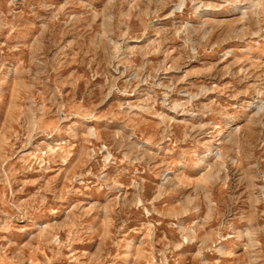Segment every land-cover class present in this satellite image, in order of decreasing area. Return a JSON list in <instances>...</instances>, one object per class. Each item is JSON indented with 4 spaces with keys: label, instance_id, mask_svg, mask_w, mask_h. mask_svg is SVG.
<instances>
[{
    "label": "rangeland",
    "instance_id": "1",
    "mask_svg": "<svg viewBox=\"0 0 264 264\" xmlns=\"http://www.w3.org/2000/svg\"><path fill=\"white\" fill-rule=\"evenodd\" d=\"M0 264H264V0H0Z\"/></svg>",
    "mask_w": 264,
    "mask_h": 264
}]
</instances>
